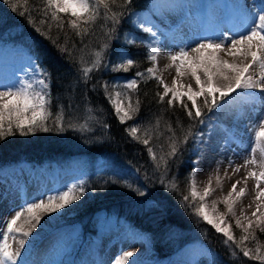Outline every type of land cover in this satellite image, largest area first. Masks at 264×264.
<instances>
[{"label":"snow or ice","instance_id":"6c2138e0","mask_svg":"<svg viewBox=\"0 0 264 264\" xmlns=\"http://www.w3.org/2000/svg\"><path fill=\"white\" fill-rule=\"evenodd\" d=\"M28 2L29 0H23L25 7L23 11H20V0H5L12 11L26 17L27 23L37 33L48 39L62 57H66L70 63L79 65L77 69L80 74L79 78L85 84L92 78L91 74L94 71L109 69L112 72H128L137 65L131 56L121 54H117L118 60L115 63L108 64L104 60L105 52L110 46L109 41L115 36L117 25L120 24L127 7L133 3V0H39V6L34 9L28 7ZM97 22H100L101 29H106L103 31L105 40L100 46L101 50H91L89 44L84 42V37L95 35ZM136 23L143 32L149 33L153 38L145 45L146 59L152 66L144 71H137L135 78L126 81L122 85L125 91L119 90L121 88L119 84L109 81L98 82L121 124L133 120L140 110L139 97L133 99L129 93H137L138 85L146 84L149 80H155L157 86L162 88V91L156 93L158 104L166 103L168 108L178 105L184 109L190 120H196L199 123H204L205 110L212 112L214 109L223 107L221 101L227 103L232 94L237 93L238 90L245 92L259 90L264 93V4H261L259 9L252 14L251 22L246 25L245 31L237 36L220 33L216 39L204 38L195 42V46L191 47L190 51L188 46H185L179 48L174 54H168L171 66H175L176 77L190 75L198 90H193L191 84H178L176 77L169 86L161 76L157 75V61L161 55L160 42L155 39L157 33L144 21L138 20ZM53 28L57 29L55 37L52 36ZM69 31L80 38L81 47L79 49L75 42L69 46ZM61 33L64 37L63 44L59 43ZM126 43L134 45L136 42L126 38ZM86 49H89V54L93 57L90 61L85 58ZM77 52L79 56L76 55ZM221 52L225 56H230L231 61L221 57ZM200 73L203 74L204 80L201 79ZM33 74L36 76L35 82L31 79H24L19 81L18 86L6 87L0 91V140L17 133L26 136L37 131H63L65 127L84 131L90 126L89 122L97 119L96 110L86 107L83 116L80 117L84 123L73 124L72 121L77 117L72 112L76 111L77 106L72 103L71 99L67 106L58 103L56 110L53 111L50 74L39 66L33 69ZM261 99L264 100V95ZM66 107L72 112L67 111ZM160 122L161 117H157L154 123L150 122L146 127L133 124L125 131L133 140L146 146L147 153L157 170L163 168L160 183L169 190L176 191L179 186L175 179L165 183L163 176L167 173L169 160L177 156L180 146L188 143L192 134L190 130H184L177 120V126L181 127L183 132V135L178 138L172 124L165 122L164 130L170 133L167 137L168 151L164 152L161 145V154L158 156L150 145V141L153 139L154 132L157 139L163 134L159 131ZM103 127L106 128L107 125ZM141 132L143 135L138 134ZM253 134L252 144L254 146L250 147L249 157L245 159L243 165L233 168V174L239 172L241 167L258 166L261 169L259 172L249 171L244 177L245 184L249 178L255 180L257 189L255 199L260 202L256 205V211L252 213L255 219L243 216L247 223H242L241 218L236 217L234 205L246 195V188L238 189L237 187L240 181L232 184L222 201L213 202L211 212L207 209L206 198L212 194L214 189L210 186L206 187L202 194L197 190L195 176L199 161L194 162L186 179L187 194L183 195L182 199L193 207L196 216L210 225L216 233L222 234L223 243L233 259L240 258L238 250L243 257L264 264V245H261L255 236V229L264 233V211L261 210L264 205V187H261L264 182V116L254 125ZM200 139L203 142V137ZM257 151L260 153L259 160L255 156ZM231 163L229 161L230 165ZM217 179L219 180V177ZM126 186L131 187V185ZM84 191L83 184H72L63 191L29 203L16 211L11 219L4 222V230L0 231V264H20L22 250L26 244L25 238L31 236L40 224L41 213L51 214L64 209L75 200H79ZM136 191L140 196L145 195V192L139 189ZM217 203H223L227 212L213 215L212 213L216 212ZM228 215L235 217V227L241 230L239 239L234 235L232 226L226 219ZM22 217L24 218L23 223L18 224ZM25 225L28 226L27 229ZM248 240H256L255 248L247 247L245 241ZM10 241L18 244V247L14 249ZM132 256H134L133 252H125L116 258L115 264H126ZM24 264H27V261H24Z\"/></svg>","mask_w":264,"mask_h":264},{"label":"trees","instance_id":"16d2710c","mask_svg":"<svg viewBox=\"0 0 264 264\" xmlns=\"http://www.w3.org/2000/svg\"><path fill=\"white\" fill-rule=\"evenodd\" d=\"M151 1L133 0L117 25L115 36L109 41L110 46L105 52L104 60L108 64L117 62V54H125L131 56L137 65L128 72H112L109 69L94 71L92 78L85 84L79 78L78 64L70 63L66 57H62L48 39L27 23L26 17L13 12L5 0H0V47L28 54L37 66L50 74L52 110H56L58 103L67 106L71 99L77 109L72 112L66 107V110L77 117L72 121L73 124L84 123L80 117L86 107L95 109L97 117L89 122L90 126L84 131L65 127L63 131H37L26 136L17 133L0 140V167L6 169L12 166L20 170V165L26 164L33 175L76 166L84 168L83 172L88 175L84 194L71 204L70 212H74L71 217L75 219L67 215L62 216L58 228L76 224L81 228L83 237H94L98 234L92 222L94 217L98 214L114 216L116 227L143 235L150 240L154 257L158 261L169 259L185 244L198 240L208 245L215 252L217 259L211 262L207 258H201L197 264H230L232 260L229 259V250L223 243V236L196 216L193 207L182 199L183 195L187 194L186 179L193 168L191 162L194 157L191 154L195 138L201 131V123L188 120L184 109L178 105L168 108L166 103L158 104L156 93L162 91V88L157 86L155 80H149L146 84L140 83L137 93H129L133 99L138 96L141 101L139 113L133 119L136 124L146 127L150 122L154 123L157 117H161L159 131L163 134L157 139L154 132L150 141L158 156L161 154V145L164 152L168 151L167 137L170 133L164 130L165 122L172 124L178 138L183 132L181 127L177 126V120L184 130L191 131L192 138L180 146L176 157L169 160L167 173L163 176L165 183L175 179L178 184V190L171 191L160 183L163 168L157 170L146 146L127 134L125 129L129 124H121L118 121L98 85L99 81H109L121 85L119 90L125 91L122 85L126 81L135 78L137 71L150 67L151 63L146 59L145 45L152 37L133 25L132 16L136 12L151 9ZM38 6L39 0H29L30 9ZM24 7L23 0H20L19 10L23 11ZM162 25H165L164 21ZM103 31L106 29H101L100 22H97L95 35L84 37L89 49L101 50L100 46L105 40ZM128 34L133 35L136 42L134 45L124 43ZM56 35L57 29L53 28L52 36ZM69 36V46L75 42L79 49L80 38L70 31ZM59 43H64L62 33ZM89 49L85 50V58L90 61L93 57L89 54ZM76 55L79 56V52ZM198 102L200 103V99ZM188 103L190 105V102ZM210 113L205 110L204 121ZM105 124L106 128L103 127ZM138 134L143 135V132ZM99 157L112 159L114 167L98 172L94 161ZM116 169L125 170L126 173H119ZM133 173L135 177L132 176ZM136 189L145 192V195L140 196ZM234 230L238 235V229ZM255 232L256 240L264 245V233L259 229ZM238 254L239 264H260L259 261L246 260L242 253ZM80 255L81 253L77 252L76 258Z\"/></svg>","mask_w":264,"mask_h":264},{"label":"rangeland","instance_id":"374dc122","mask_svg":"<svg viewBox=\"0 0 264 264\" xmlns=\"http://www.w3.org/2000/svg\"><path fill=\"white\" fill-rule=\"evenodd\" d=\"M186 1L192 3V6L195 8H200V5L198 4L199 0ZM217 1L218 0H214L211 4ZM183 4H185V0H152L150 10L140 11L132 16L133 25L139 28L136 22L138 20L144 21L147 26L153 27V30L157 33V37L155 39H158L159 42H161L164 39V35L167 34V31L173 28V24H181L180 21L183 19ZM188 6H191V4ZM207 7L205 8L207 9ZM153 15L160 19L163 16L169 17L167 20L171 26L168 28H166V26H159L154 20ZM187 33L188 32H186V34ZM186 34L182 32L181 35L185 37ZM126 38L134 40L133 35L128 34L124 38V43L126 42ZM181 40H178L177 44L172 45V48L170 49L172 54L178 51L179 48L184 47L186 44ZM1 48L2 47H0V84L2 87H4V89L6 87H16L18 86L19 81L24 79H31L35 82L36 76L33 74V69L36 65L31 60V57L18 50L12 49L2 51ZM166 56H168V54ZM151 66L152 65L150 64V67ZM170 67L173 69L175 66ZM118 80H120V78H118ZM184 99L186 100V98ZM213 111L209 115V120H211L214 116ZM206 122L204 121V123ZM126 123L129 124V126L136 124L135 120H130ZM204 123H201V132L197 134L195 139V144L191 154V156L194 157L191 162L192 167L194 166L195 160L199 156V153H197V140L207 130ZM228 142V137L218 138L216 140V151L211 153L210 156L213 165L216 168L214 173L217 176L220 175V170L217 166L223 165L226 158V156L221 152V149ZM94 163V167L98 172H101L106 168L114 167V161L108 157H99L94 161ZM87 165L91 164L87 163ZM76 167L79 168L81 166ZM76 167L67 168L65 170L47 171L42 175H32L26 164L20 165V170L12 166H10L9 169L0 167V231L4 230V222L11 219L16 211L21 210L27 204L37 202L39 199L46 198L48 195H53L57 192L63 191L72 184H83L84 186L88 179V175L83 172L84 168L81 167V169H78ZM120 170L121 169H116L119 173H126L125 170ZM132 176L135 177V173H133ZM205 178L207 183L210 184V187L215 189V179L212 176L210 177L208 173ZM225 196L226 194L223 193V191H213L208 197V201L213 204L214 201H222ZM70 210L71 204L55 213H41L42 220L40 224L32 232L31 236L25 238L26 244L25 248L22 250L20 264H24V261H27V264H57V262H63V264H92L94 248L101 252H110L115 251L119 245L127 244L131 241H138L139 247L143 248V252L147 253L145 258L141 260L142 262L144 261L146 264H158L157 262H154V251L150 240L142 235L125 232L122 227H116L114 216L107 217L102 214L96 215L92 222L95 224L98 234L94 238H87L84 242H81V228L76 224L58 228V225L62 221V216L67 215L69 218L75 219L72 218L74 212H70ZM262 211H264V205H262ZM226 212L227 209L223 203L216 204V212L214 214L218 215ZM257 215H259V213H257ZM249 218L255 219L254 217ZM226 219L232 226L234 235L237 239H239L241 230L238 229L237 235L234 230L236 228L235 217L228 215L226 216ZM241 221L242 223H247L244 219H241ZM27 227L28 226L25 225V229H27ZM256 230L257 229H255V231ZM253 241H245V244L250 249H253L256 244V242ZM11 243L13 244L14 249L18 247V244L15 242ZM33 247L35 248L34 250ZM183 250H186L185 256L188 255L187 258H190V261L187 264H197L201 258H207L211 262L217 259L215 252L211 250L208 245L195 240L185 244L179 252H176V254L171 257V260L176 258V256ZM30 251H33V253L32 256L28 258L27 253ZM77 252H81V255L76 258ZM229 259L232 260L230 264H239L237 259H233L231 256ZM245 259L248 261L250 260L248 258ZM171 260L160 264H170Z\"/></svg>","mask_w":264,"mask_h":264},{"label":"bare ground","instance_id":"6f19581e","mask_svg":"<svg viewBox=\"0 0 264 264\" xmlns=\"http://www.w3.org/2000/svg\"><path fill=\"white\" fill-rule=\"evenodd\" d=\"M261 4H264V0H218L202 11L200 15L193 16L185 24V29L189 30L185 37L180 34V30L184 25L177 26L167 32L160 42L161 55L157 61V75L161 76L169 86L172 85L173 78L176 77V70L175 67L172 66L173 69L170 67L171 61L166 55L171 53L172 45L177 44L179 38L183 39L181 41L186 43L184 47L188 46L190 51L191 47L195 46V42L204 38L216 39L220 33L237 36L245 31L246 25L251 22L252 14L259 9ZM220 56L230 61L232 59L230 56H225L223 52L220 53ZM255 71H258V69H255ZM200 75L201 79L204 80L203 74L200 73ZM176 79L178 84H191L193 90H198L191 76L183 75L176 77ZM2 90H4V87L0 84V91ZM262 95L264 93L259 90H247L246 92L238 90L237 93L232 94L227 103L221 102L223 107L213 111L214 116L211 120H209V117L207 118V122L204 123L207 130L197 140V153H199L195 160V162L199 161L195 176L197 190L202 194L204 189L210 186L205 178L207 173L215 179L214 192L223 191L226 196L232 184L240 181L237 187L238 189L246 188V195L234 205V211L236 216L241 219H243V216L252 217V213L256 211L257 203H260L255 199L257 189L254 178H249L245 184L244 177L249 171L259 172L261 169L258 166L241 167L239 172L233 174V168L244 164L245 159L249 157L250 147L254 146L252 144L254 139L253 127L264 116ZM201 137H203V142H201ZM220 137H228L229 142L221 149L226 158L223 165L217 166L220 170V175L217 176L214 173L216 168L210 156L211 153L216 151V140ZM255 156L257 160L260 159L259 151ZM229 161L232 162L231 165ZM6 169H9V167ZM261 187H264V182H262ZM206 205L211 212L213 204L208 201V197L206 198ZM214 213L212 214L217 215ZM23 219L22 217L18 224H22ZM138 243V241H131L119 245L115 251L110 252H101L94 248L92 264H115L116 258L125 252L134 253V256L130 257L126 264H146L141 260L145 258L147 253L143 252V248H140ZM185 252L186 250L181 251L176 258L171 260L170 264H187L190 258H187L188 255L185 256Z\"/></svg>","mask_w":264,"mask_h":264}]
</instances>
